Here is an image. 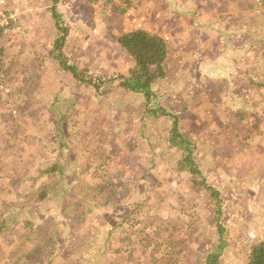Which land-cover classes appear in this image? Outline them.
I'll return each mask as SVG.
<instances>
[{
  "label": "rangeland",
  "instance_id": "374dc122",
  "mask_svg": "<svg viewBox=\"0 0 264 264\" xmlns=\"http://www.w3.org/2000/svg\"><path fill=\"white\" fill-rule=\"evenodd\" d=\"M2 6L8 14L18 9L0 31V73L9 88L0 94V214L11 205L2 220L43 224L55 241L53 264H63L72 246L91 239L97 251L109 250L105 263L91 244L82 258L94 255V264H159L154 255L165 259L180 250L199 263L198 247L211 248L217 236L190 238L188 230L173 229L180 208L203 221L207 213L204 195L170 158L166 118H148L143 98L113 88L117 80L103 95L52 64L51 0H4ZM57 6L70 31L65 51L80 67L107 76L125 74L130 65L117 43L121 31L142 27L166 38L177 73L159 82L161 102L179 113L197 141L203 175L225 187L229 211L222 221L229 244L220 264L241 263L240 245L264 235V87L258 101L236 80L249 72L264 78V0H126L115 6L59 0ZM193 90L197 96L189 94ZM248 104L258 113L247 116L249 137L235 139L236 122L227 128L228 114L240 107L251 111ZM140 127L150 143L143 142ZM60 137L64 145L56 149ZM218 143L233 144L225 161L218 160ZM50 162L62 171L42 173ZM46 182L49 193L39 200L36 190ZM19 232L17 225L1 232L0 245L17 240ZM16 247L9 256L0 250V260H16Z\"/></svg>",
  "mask_w": 264,
  "mask_h": 264
},
{
  "label": "trees",
  "instance_id": "16d2710c",
  "mask_svg": "<svg viewBox=\"0 0 264 264\" xmlns=\"http://www.w3.org/2000/svg\"><path fill=\"white\" fill-rule=\"evenodd\" d=\"M87 1L95 2L97 0ZM106 1L111 2L112 5L115 6V2H125L126 0ZM58 3L59 0H51L50 12L53 18L52 27L54 37L52 39L51 47L48 50V58H50L52 64L59 67L62 71L69 72L72 78L79 85L81 84L83 86L91 87L97 90L100 94L104 95L109 92L111 90V82L117 80V83L114 84L115 86H113V88H120L132 94L140 95L144 100L143 114H145L148 118L164 117L169 122L168 130L164 132L166 134V140L164 141L167 145H170V150L168 152L171 151L173 153V156L170 154V158L175 157L173 159L174 165L182 168L183 171L188 173V180L192 184L193 189L199 190V192L204 195L203 209L206 211L205 214L207 213L205 221L202 219L199 220V218H197V220L196 212H192L191 209L189 212V210L180 208L181 210L175 214L176 224H178L173 227L174 230H177V228L188 230V234L193 235L190 238L203 237L206 239H212L214 235L215 237L217 236V239L213 240L211 243V248H205L206 246L203 248L198 247L199 250L201 249L203 257L199 260L200 262H195L196 260L192 257V254L189 251L182 250L176 251L173 256H167L165 259H163L164 255L162 254L154 255L153 259L157 260L159 264H189V261H191V264H220V258L223 251L229 244L227 238L224 236L227 229L222 221V218L229 211V207L225 205L222 198V193L226 190L222 185L216 186L214 183L209 182L208 177L203 175L198 161L195 160L197 141L192 139L190 132L188 133L185 121L179 113L174 108H171L166 104H162L161 102L159 82L171 79L177 73L176 67L171 63L168 41L161 34L142 27L121 31L117 36V43L130 61V65L125 74L107 76L100 72L91 70L89 65L80 67L70 58L69 53L65 51L70 31L66 21L63 19L64 15L57 10ZM236 83L245 84L247 87L246 92L249 90L254 100H260V89L264 87L263 77L254 76L249 72L246 77L244 76L239 80H236ZM198 91L193 90L189 92V94L197 96ZM247 103L252 104V101L250 100V102ZM250 104H248L249 107L251 106ZM253 113H258V109L255 110L251 108L250 111L245 107H240L235 111H231L229 114L227 113L229 122L226 127L230 128L229 123L231 119L236 122V126L234 127L235 129H233V137L235 139L240 137L245 140L249 137V132L247 131L249 126L246 120L247 116L249 114L252 115ZM145 115L143 121L146 119ZM253 127H255L254 132H256V123H254ZM140 133L143 135L142 127H140ZM143 136L146 139L143 142H151V137L149 138L145 135ZM57 140L59 142L58 148L56 149H60L61 146L64 145V143H62V137L59 139L57 138ZM232 146L233 144L229 143L226 145L218 143L215 151L219 155V162L225 161L223 154L228 147ZM154 153L155 152L152 151L153 156L157 154V152L156 154ZM214 162L216 163V161ZM59 170L62 171L58 163L50 162L44 168L42 173L55 175V173L57 171L59 172ZM222 175L227 176L229 178L227 181L229 182H237L236 179H234L235 176H233L231 172H223ZM45 184H47V182L41 183L40 188L38 187L36 190L39 200H44L49 193ZM228 184L225 185L226 188ZM186 195L187 193L184 192V203L190 204L191 197L189 198ZM112 196L114 197L113 194L109 197ZM10 206V204L7 206L4 214H0V233L6 229H11L12 227L15 228V225H17L20 234L18 235L17 240H10L5 246L0 245V250L1 252L4 250L6 255L9 256L12 245L17 243V247L15 248L17 250L15 254L16 260L14 258L4 261L0 260V264H53L52 259L56 257V253L54 252L55 241L50 237L52 235L51 232L44 230L42 228L43 224H35L28 219L19 220L13 225L11 224L16 221L14 219H12L13 221L11 222H9L8 219L2 220L7 218L6 216L9 214ZM83 215L84 214H80L75 217ZM82 220L80 224L83 223ZM135 221L137 222V220ZM131 223L132 222H130V228H133V224ZM172 225L171 221L166 224V229L170 232ZM55 227L56 225H51V227L47 228L53 230ZM137 233L139 232L137 231ZM125 234H129L128 231H126ZM123 238L121 239V242L124 241ZM181 238L183 237L179 236L176 243H178ZM91 244H93L92 246L94 247L95 254L100 253V256L97 255L98 260H102L101 257L103 256L104 258V256H106L109 252L107 248L106 251H97L98 244L95 239H91L83 242L80 247L78 245H76L75 248L72 246V249L68 254L69 258L65 257L63 264H75L74 262L78 259L80 261L82 260L81 264H94L92 262L93 258H95L94 255L90 256V258H84V260L82 258L85 253L89 252L90 249H93L89 248ZM230 246L234 249V251L237 248V246H234V242L233 245ZM195 249L197 248L195 247ZM239 249L245 250V255L242 257V262L238 264H264V235L258 236L253 240V242L250 241L247 242V244H241ZM65 250L66 248L62 251L64 252ZM76 254L78 255L77 258H75ZM103 261L106 263V258H104Z\"/></svg>",
  "mask_w": 264,
  "mask_h": 264
},
{
  "label": "built area",
  "instance_id": "2783aa9c",
  "mask_svg": "<svg viewBox=\"0 0 264 264\" xmlns=\"http://www.w3.org/2000/svg\"><path fill=\"white\" fill-rule=\"evenodd\" d=\"M3 3L4 0H0V31L8 25V17L18 14V9H13V12L8 14V12H6V10L3 9L4 7L2 6ZM8 92H9L8 84L4 81L0 73V94H7Z\"/></svg>",
  "mask_w": 264,
  "mask_h": 264
}]
</instances>
